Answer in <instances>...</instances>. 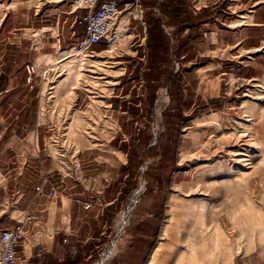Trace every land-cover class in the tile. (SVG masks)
Segmentation results:
<instances>
[{
    "label": "rangeland",
    "instance_id": "374dc122",
    "mask_svg": "<svg viewBox=\"0 0 264 264\" xmlns=\"http://www.w3.org/2000/svg\"><path fill=\"white\" fill-rule=\"evenodd\" d=\"M57 1L34 0L27 6H42L46 13L45 21L51 23L54 14L59 13V54L71 50L75 54L73 47H77L82 29L72 24L74 14H67L72 9L71 0ZM178 6L182 11L179 20L185 25L194 22L197 16L199 21L204 18L206 23L214 24L204 27L203 44L198 47L203 56L200 57L203 58L200 66L202 70L187 77L185 70L191 65L185 60L183 65L177 60L173 64V60L168 58L159 64L161 69L166 70L162 83H150L148 75L152 67L147 58V41L144 45L142 36L133 39L131 34L125 36V45L120 44L113 56L105 60L107 63L103 67L85 68V71L90 70L93 76L102 79L97 86L87 88L81 86L82 82L79 86L72 82L68 86H59L63 80L70 78L72 68L73 73L76 71V64H72V68L66 62L53 64L61 54L44 56L43 67L38 61L39 55L32 49L23 48L22 52H18L9 44L8 36L1 38L3 47L0 48V56L10 58V74L6 80H0V90L8 91L0 95V123L9 126L12 135L7 141L11 143L7 153L12 156V177L8 182L11 184L9 195L13 204V218L19 215L17 207L22 211L29 201L40 196L38 190L45 186L46 178L56 191L65 185L83 187L93 184L94 177L106 168V159H112L106 151L107 142L117 128L118 121L120 126L127 123L132 125L131 128H125L126 138L129 131H134L137 138L139 130H148L143 141L146 144L143 153L157 144L161 134L165 133L160 140L162 142L167 136H177L175 148L172 146L175 167H170L168 183L158 188L155 179H147L145 174L149 166L157 167L160 155L151 158L144 155L143 163L137 170L127 163L128 175L125 180L118 176L105 189L106 200L118 199L117 215L112 220L113 226L112 223L109 226L111 232L106 235L103 249L114 243L115 250L120 249V243L125 240L121 237L125 229L117 239V224L126 214L128 220L122 225L126 227L129 211L134 210L143 199L152 201L155 212L160 213L157 215L160 220L157 231L162 228L165 219H171L170 207L173 205L174 229L165 241L168 249L162 251L163 257H160L158 264H175L182 250L190 255L196 250L203 254V248L207 252L214 250L217 255L220 233L223 241L231 243L233 248L230 234L235 232L236 225L230 224L242 217L238 213H241L239 208H243L242 204L235 205V198L241 197V188L246 185L253 188L264 186V59H257L256 65L243 67L250 70L245 71L246 74L237 72V67L247 57L257 52L264 53V27L251 26L256 9L255 17L264 20V0H180ZM198 8L200 13L204 11V15L193 14ZM209 14L212 16L209 17ZM15 20L11 18L9 25ZM171 22L174 21L171 19ZM171 22L168 20V23ZM165 24L168 25L166 21ZM52 25L49 22L45 24L47 27ZM131 25L139 31L142 28L139 21H131ZM175 26L180 27V24L175 23L170 27ZM40 34L44 37L53 36V40H56L55 30H42ZM18 35L15 34V37L21 39L22 36ZM240 40H244L243 44L234 49ZM93 49L102 50V43ZM14 59L15 64H11ZM28 63L36 69L31 82L27 81L24 69ZM171 77H174L173 87H169ZM197 79L201 80V85ZM218 83L221 84V93L212 99L217 100L218 104L204 108L200 95L191 91L200 87H203L201 90L208 88L204 95L208 99L211 91L215 95L213 91ZM116 89L118 93H115ZM177 89L181 91L179 103L175 99ZM165 95L167 100L158 106ZM113 96L119 97L115 99ZM185 97L186 100L188 98L187 103H184ZM168 109L180 111L183 121L177 123L175 117L166 121L163 112ZM121 111H127L128 115L120 114ZM135 142L137 146L138 138ZM3 146L4 142L0 148ZM138 147L142 146L138 144ZM125 153L129 155V152ZM153 170L160 176L165 174L163 169ZM139 189L143 191L130 205L134 193ZM202 206L205 221L203 229L199 220ZM157 236L160 237V232ZM165 255L168 257L164 258Z\"/></svg>",
    "mask_w": 264,
    "mask_h": 264
},
{
    "label": "crops",
    "instance_id": "0c3cea01",
    "mask_svg": "<svg viewBox=\"0 0 264 264\" xmlns=\"http://www.w3.org/2000/svg\"><path fill=\"white\" fill-rule=\"evenodd\" d=\"M33 1L34 0H0V48L3 47L1 38L8 36L6 38L8 42L10 41L9 44L15 49H18V52H22L23 48H28L39 55L38 61L44 67L42 62L44 61V56L52 57L61 52L59 34L60 14H54L52 23L50 21H45L47 18L44 17L46 13H44L42 6H27V3ZM59 1L61 2V0ZM256 10L252 15L251 26L264 27V20L255 17ZM200 11L201 10L198 8L197 12L193 14L197 15ZM67 14H74L75 18V16L81 15L82 12L76 11L72 13L71 10ZM201 15H204V11H202L199 16ZM242 16L245 18L244 15ZM13 17L16 18V20L12 25H9V21ZM198 19L197 16L196 20H194V22L192 21L189 25L181 23L180 27L175 26V28H172L170 26H173L176 22H171V19L165 18L168 25L163 27L164 32L169 38L168 50L170 56L168 58L173 60V64L177 63L176 60L181 65H183L184 60L189 63L191 67L185 70L187 77L202 70L200 66L203 58L200 57L203 56L199 53L198 47L203 44L204 27L207 24H214L212 22L206 23V19L204 18L200 21ZM168 20H170L171 23H168ZM254 20L257 22H254ZM47 22L53 24L52 27L45 26ZM140 25L142 26V24ZM79 28L82 29L81 40L83 37V28ZM42 30H55L56 35L54 38H56V40H53V36H42L40 34ZM16 31H24V33H17ZM15 34H22L21 39H17ZM11 38H13V40ZM8 42L4 45L5 49L7 48L6 45ZM243 42L244 40L238 41L234 45V49L242 45ZM96 46L97 45H94L93 47ZM93 51L97 52L96 49H93ZM263 54L264 53L257 52L247 57L241 62V66L237 67V72L246 74L245 71L250 70H246L243 67L256 65L255 61L257 59H264ZM3 58L6 63L3 61ZM6 58L7 57L3 55L0 56V80H6L10 74L8 71L10 69V58H7V60ZM53 59L55 60V58H51L52 61H54ZM15 60L16 59H14L11 64H15ZM17 61L19 62V57ZM53 64L55 65L56 63L54 62ZM178 71L179 69L176 72ZM247 77H250V75H247ZM183 79L187 80L185 77ZM197 80L198 84L201 85V80ZM201 88L203 87L196 89V91L192 90L191 92H196V95H200L203 99L204 108H210V106L214 107L218 104L217 100L212 99L219 97L221 93L220 83L215 86V90L213 91L215 95H213L211 91L208 99L204 98L208 88L204 90H201ZM7 92L6 90H0V95ZM115 93H118V89H116ZM113 97L117 99L119 96ZM187 101L188 98L186 100L185 97L184 103H187ZM111 106L110 103L109 107ZM118 108H120V106H118ZM119 113L128 115L127 111H121ZM117 122L118 121H116L117 128L108 140V147L106 149L108 155L112 159H106L105 163L108 167L106 166L102 172L96 173L97 175L92 180L93 184L83 187L79 185H65V187L62 186L61 189L58 190L59 192L56 191V196L50 197L48 192L51 188H54L51 183H48V185L46 184L40 188L43 189L44 193L29 201L22 207V211H19V207H17L19 215H16V218H13L12 215L13 204L9 195L11 193V184L8 182V180H11L13 167L12 156L10 153H7L11 143H7V141L12 138V135L9 126L6 127L5 123H0V144L4 142V146L0 148L1 151L3 150L2 152L0 151V197H2L0 203V233L4 230L13 228L17 218L22 215V212L27 211L29 213L31 216V223L25 226L24 237L16 245V255L23 261V264H141V252L147 248L150 242H152V245L142 264H158L160 257H163L161 256L162 251L168 248L167 242H165L167 239L162 237V232L164 226L169 224L167 222L169 219L167 221L165 219L162 228L157 231L160 227V225L159 227L157 226L159 223L157 221V215L160 213H157L158 211L155 212V205L152 204V201L150 202L144 199L138 203L134 210L131 209L129 211L128 217L130 218L126 227L124 225L120 229L117 224V239L121 234L120 232L125 229L121 236L122 239L124 238L125 240L120 243V249L117 251L115 250V243L113 246L111 244L106 249H103L104 243L106 242V235L111 232L109 226L111 223L113 226L112 220H114L117 215L116 202L118 199H112L111 201L106 200L104 195L105 189L109 188L112 182L117 180L118 176H121L122 179L125 180L128 175L126 166L128 163L126 158L128 156L125 152L128 153L131 149L130 145H135L136 143L134 131H129V135L131 136L128 135V138L125 137V128L127 126L131 128L132 125L129 126L130 123H127L120 126ZM35 137L33 138V142L37 149ZM118 173L120 175H118ZM105 182L106 185H104ZM241 189L242 195L241 197L239 196V198L237 197L238 200L235 198L237 201L235 205H243L242 209L239 208L242 214L238 213L243 219L242 217H238L235 223L230 224L236 225L235 232H233L232 235L230 234L233 240V248L230 245L231 243H228L230 245L228 248V244L226 241H223L220 233V236H218L219 257L215 254L214 250L207 252L201 248L204 251L203 254L198 253L199 251L196 250V252L191 255L182 250L175 264H207V261H209L210 264H264V186L261 188H253V186L246 185ZM118 192L121 191L118 190ZM85 206H88V208ZM119 217L120 216H118L116 223ZM13 219H16L15 222H12ZM158 232H160V237L157 236ZM159 244L162 246L158 251ZM230 249L231 252L229 251ZM105 254H107L106 257H104ZM202 255H205L207 261ZM188 256H191V259H189ZM166 257L168 256L165 255L164 258Z\"/></svg>",
    "mask_w": 264,
    "mask_h": 264
},
{
    "label": "built area",
    "instance_id": "2783aa9c",
    "mask_svg": "<svg viewBox=\"0 0 264 264\" xmlns=\"http://www.w3.org/2000/svg\"><path fill=\"white\" fill-rule=\"evenodd\" d=\"M72 13L81 11L82 14L75 16L73 25L83 28V37L77 47H73L81 54H93L110 52L118 48L123 38L131 34V39L135 36H142V43L145 45L147 38L146 27L143 24V10L140 0H71ZM124 17L122 23L120 19ZM131 21H139L142 24L141 30L131 25ZM140 32V33H139ZM19 37L22 34L18 35ZM102 43L103 49L94 52L93 46ZM27 74V81L31 82L36 75L33 64L24 66ZM52 178V175L49 176ZM45 185L49 183L46 178ZM43 189L38 190L42 195ZM50 197L57 195L55 189L48 192ZM88 208V206H85ZM31 223V216L27 211L17 218L16 224L9 230L0 233V264H23V261L16 255V245L25 234V226Z\"/></svg>",
    "mask_w": 264,
    "mask_h": 264
},
{
    "label": "trees",
    "instance_id": "16d2710c",
    "mask_svg": "<svg viewBox=\"0 0 264 264\" xmlns=\"http://www.w3.org/2000/svg\"><path fill=\"white\" fill-rule=\"evenodd\" d=\"M141 6L143 10V20L145 22L146 27V33H147V58L149 61V66L152 67V70L150 69V83L156 81L157 83H162L163 75H165L166 70L163 68L161 69L159 64L166 62V60L169 57V50H168V41L169 38L167 37L166 33L163 30V27L166 26L165 24V18L172 19L177 24L183 23L179 20L180 15L182 14L180 6H178V2L180 0H162V2H159V0H140ZM175 2H177L175 4ZM155 10H158L156 12ZM212 15L209 14V17ZM101 51V50H100ZM97 51V52H100ZM7 60V58H6ZM146 76V79L148 78ZM174 77L170 78L169 81V87L172 86V80ZM1 82V81H0ZM179 84V83H178ZM170 90V89H169ZM156 92V91H155ZM170 96L173 97V94L171 90L169 91ZM181 91L180 89H177L175 99H177V102H181ZM154 95V90L152 91V97ZM155 97V96H154ZM164 118L167 120L173 119L172 117H175L177 123H181L183 121L182 114L178 110H174L172 112L171 109L165 110L163 112ZM147 129L139 130L137 138L139 140L138 144H140L142 147L139 148L138 144L131 145V150L129 151L128 155V166H133L135 170L143 163V157L144 155L146 157H155L157 155L159 156V161L157 167H148V171L146 172L145 176L148 178H154L156 181V186H162L163 183H168L170 180V167L171 169L175 167V161H174V154L172 146L175 148L176 142H177V136H167L165 139V142L160 141L162 136H165L164 134H161L158 138V142L155 146H151L146 150L145 153H143L144 149V138L147 133ZM126 133V132H125ZM136 138V139H137ZM136 146V147H135ZM163 169L164 175L160 176L158 173L152 172L153 169L156 170ZM134 170V171H135ZM169 170V171H168ZM133 171V172H134ZM154 171V170H153ZM135 185V183L133 184ZM157 193V190H156ZM157 221L159 222V218L157 217ZM152 245V242L149 243L146 249H144L141 256V262L144 261L146 255L149 253V249ZM142 264V263H141Z\"/></svg>",
    "mask_w": 264,
    "mask_h": 264
},
{
    "label": "bare ground",
    "instance_id": "6f19581e",
    "mask_svg": "<svg viewBox=\"0 0 264 264\" xmlns=\"http://www.w3.org/2000/svg\"><path fill=\"white\" fill-rule=\"evenodd\" d=\"M53 1H56V0H53ZM124 20V17H122L120 19V23H122V21ZM126 39L127 37H124L122 42L120 44L122 45H125V42H126ZM75 50V49H74ZM76 51V50H75ZM117 51L114 50V51H110V52H104V53H101V54H96V53H93V54H81V53H78L77 51L75 52V54H73L72 50L71 52H65V53H61V56L60 58L58 59V61L56 62V64H59V63H63V62H66V65H69L70 68L73 67L72 64H76L75 65V73H73V68H72V71H70V78L66 79V80H63L62 83L59 85V86H68L70 82H72L73 85H81V82H82V85L81 86H84L83 88H87V87H95L98 85V83H100L99 81H101L102 79L98 78V77H95L93 76L94 73H91L92 71H85V68H101L103 67L102 65H105L107 62L105 60L107 59H110V57L113 56V54ZM76 54H78L76 56ZM103 57V58H102ZM98 58V59H97ZM105 61V62H104ZM77 62V63H76ZM106 72V71H104ZM86 73V74H85ZM91 73V74H90ZM110 83V82H109ZM72 86V85H71ZM167 100L166 99V95H165V99L163 101H161L159 103L158 106L162 105V103ZM96 102V101H95ZM97 103V102H96ZM95 104V103H94ZM94 108V107H93ZM160 109V108H158ZM215 116V115H214ZM143 190L142 189H139L137 190L131 201H130V205H132L135 201V199L137 198V196L142 192ZM173 207V205H172ZM171 208L170 210V216H171V219H169V227L168 225H166L165 229L163 230V236L164 238L166 239H169L170 237V234L172 232V230L174 229L173 228V223H174V210L173 208ZM203 209L204 207L202 206L200 208V216H199V220L201 222V228L203 229L204 227V219H203ZM192 214V213H191ZM127 220V217H126V214H123V216L120 218L119 222H118V228H121V226L124 224V222ZM210 235V234H209ZM212 236V235H211ZM211 238V237H210ZM218 239V238H217ZM216 240V239H215ZM217 241V240H216ZM211 242V241H210ZM213 242V241H212ZM218 243V242H217ZM213 245V243H212ZM214 245L216 246L215 242H214ZM162 245L159 244V248L157 249L158 251L160 250V247ZM166 246V245H165ZM212 251V250H211ZM216 254V253H215ZM218 255V254H217Z\"/></svg>",
    "mask_w": 264,
    "mask_h": 264
}]
</instances>
